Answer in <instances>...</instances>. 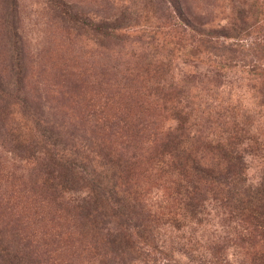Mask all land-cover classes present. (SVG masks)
I'll list each match as a JSON object with an SVG mask.
<instances>
[{"label":"rangeland","instance_id":"rangeland-1","mask_svg":"<svg viewBox=\"0 0 264 264\" xmlns=\"http://www.w3.org/2000/svg\"><path fill=\"white\" fill-rule=\"evenodd\" d=\"M179 1L207 29L229 34L213 41L221 57L203 49L189 56L195 44L188 35L180 45L171 44L183 34L167 0L168 9L159 11L146 0H0V264L2 256H16L21 264H104L113 258L101 241L106 230L71 207L82 205L74 200L85 197L88 184L74 185L79 191L57 199L42 184L46 176L32 170L29 151L16 150V132L34 127L26 103L41 113L43 126L62 131L70 146H113L124 159L137 158L134 171L119 183L136 192L140 219L154 227L159 242L177 247L180 238L189 242L184 251L191 245L198 250L161 264H194L190 260L207 241L223 237L229 239L225 255L242 264L240 228L210 197L200 224L187 219L177 223L183 224L179 229L170 224L184 213L181 177L146 158L154 136L175 127L173 112L184 108L197 136L216 139L234 125L248 184L263 182L264 0ZM75 14L95 22L124 18L129 27L120 34L127 40L110 44L75 23ZM149 36L155 43L148 44ZM214 68L225 76L220 81L203 77ZM106 120L125 127L103 130Z\"/></svg>","mask_w":264,"mask_h":264},{"label":"trees","instance_id":"trees-1","mask_svg":"<svg viewBox=\"0 0 264 264\" xmlns=\"http://www.w3.org/2000/svg\"><path fill=\"white\" fill-rule=\"evenodd\" d=\"M167 1L179 22L178 26H174L179 27L180 33L183 34L171 44L180 45L184 36L188 35L189 40L195 44L192 46L195 51L190 50L189 56L195 57L199 49H203L221 57L217 52L219 46L213 41L218 37L228 39L229 34L218 36L213 30L207 29L199 18L185 10L179 0ZM146 2L152 7L155 6L157 11L161 8L168 9L164 0ZM72 10V7H66V11L71 15ZM72 20L92 29L110 44L127 40L120 34L129 27L124 18L114 16L110 20L108 18L95 22L75 14ZM148 38V44L155 43L154 36ZM225 59L229 61L231 58ZM213 65L217 68L222 66L220 62H213ZM193 67L197 68L196 65ZM217 68L207 70L203 77L208 78L210 75L220 81L225 76ZM166 98L170 100L167 93ZM175 101L179 102L178 99ZM25 106L34 127L30 133L18 135L16 132L15 148L17 151L21 148L29 151L28 160L35 164L32 170L46 176L42 184L47 190L55 192L57 199L63 198L65 193L74 195L79 191L74 185L88 184L84 192L85 197L74 200L82 205L71 207L80 210L81 216L90 218L93 224L101 225V230H106L101 241L113 258L103 260L104 264H133L137 259L146 261L145 264H161L164 260L177 262L181 257L188 255V252H198L193 245L188 251H184L189 242L185 243L180 238L175 244L177 247L159 242L154 227L144 224L140 219V213L134 204L137 201L136 192H132L130 188L122 190L119 183L121 176L128 173L130 175L134 171L137 158L136 161L133 158V161L124 159L123 155L115 152L113 146L103 147L92 143L88 150L70 146L62 138V131L54 126L42 125L39 116L41 113L37 108H32L29 103ZM173 113L175 127L169 128L159 139L154 136L155 146L149 153L151 156L146 158L148 161H154L158 169L175 172L181 177L182 184H178V187L181 188L184 200L180 210L184 213L180 214V221L173 220L170 224L177 229L183 227V224L177 223L186 219L194 225L200 224L205 211L204 204L210 197L218 204L221 215L228 216L240 228L239 235L236 236L243 249L242 264H264V178L257 187L248 184V168L245 156L239 149L238 131L233 125L222 131V135L216 139L197 136L191 133L193 124L189 122V112L180 108ZM110 121L104 122L109 124L104 125L103 130L116 129L121 132L125 127V124L121 128L114 127ZM146 217L148 221L153 220L150 215ZM228 242L227 237L207 241L205 246L201 247L203 249L199 251L200 255L190 262L235 264L225 255V243ZM1 261L2 264H21L16 256H2Z\"/></svg>","mask_w":264,"mask_h":264}]
</instances>
